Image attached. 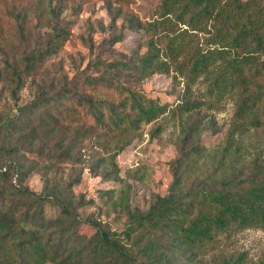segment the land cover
Listing matches in <instances>:
<instances>
[{"label":"trees","instance_id":"1","mask_svg":"<svg viewBox=\"0 0 264 264\" xmlns=\"http://www.w3.org/2000/svg\"><path fill=\"white\" fill-rule=\"evenodd\" d=\"M68 2L59 0L58 12L50 5L52 16H60ZM72 7L81 10L83 1H73ZM108 8H112L110 3ZM158 9V19L148 21L129 12L128 28L150 33L167 24L169 14H173L176 21L192 29H201L208 22L213 29L207 48L193 55L190 65L181 70L186 85L176 110L190 112L203 105L189 101L187 95L204 75L209 77L208 95L238 92L237 125H263L264 0H161ZM120 16L121 12L112 14L113 25ZM68 34L63 28L54 30L42 47L23 54L22 66L11 65L15 96L26 79L37 76L47 58L60 50ZM124 34L122 28L100 44L88 64L99 70L97 75L41 83L29 102L17 105L14 115L0 118V136L20 142L13 147L0 146V157L19 155L21 146L32 147L42 136H58L50 151L45 152L44 147L40 150L50 161L47 169L82 163L80 150L88 143L104 153L91 168L105 165L103 178H119L116 159L130 142L127 135L167 114L172 106L149 96L140 85L155 74L170 73L171 61L165 57L175 59L181 47L180 41L173 42L176 34L167 51L151 36L142 44L144 51L139 45L115 56L114 45L124 40ZM90 46L95 48L93 43ZM105 51L112 53V58L104 57ZM200 132L198 124L188 126L166 194L154 195L143 210L131 206L129 188L124 187L111 202V207L124 216L123 227L113 228L101 219L88 217L94 230L87 238L79 232V202L72 191L80 182L79 173H71L64 186L61 179H46L42 192H37L26 183L35 165L24 158L0 164V264H176L177 259L199 264V251L217 233L230 227L264 229V159L231 165L218 184L211 181L216 175L212 173L200 177L201 187H182L185 161L203 151L198 142L186 145ZM50 200L59 206L56 215L46 214ZM109 200L111 197L104 201L105 206ZM224 264L247 263L238 258ZM257 264H264V259Z\"/></svg>","mask_w":264,"mask_h":264},{"label":"rangeland","instance_id":"2","mask_svg":"<svg viewBox=\"0 0 264 264\" xmlns=\"http://www.w3.org/2000/svg\"><path fill=\"white\" fill-rule=\"evenodd\" d=\"M73 1H83V8L74 9ZM58 2L59 0H0L1 119L14 115L17 105L29 102L41 83L57 84L63 78L97 75L99 70L88 66L89 61L96 57L100 44L122 28L125 37L114 45L115 56L130 52L151 36L165 51L175 34L178 37L173 42L181 43L175 59L172 60L169 55L165 57L171 61V72L155 74L140 85L149 96L158 97L172 106L167 114L142 124L138 131L127 135L130 142L116 159L120 167L119 178H103L105 165L91 168L90 165L104 153L88 143L80 150L83 155L82 163L47 169L50 161L40 150L44 147L45 152L50 151L58 136H42L32 147L21 146V154L0 157L2 165L12 160L22 161L23 158L35 165L34 172L27 178L26 183L37 192H42L46 179H61V186H64L71 173H79L80 182L72 187V191L79 202L76 213L82 220L79 232L84 238L94 230L89 220H86L88 217L101 219L113 228L123 227L124 216L121 217L111 207V202L124 187L129 188L131 206H138L143 210L149 207L154 195L168 192L174 180L172 166L179 155L189 125L198 124L201 132L186 147L198 142L203 151L193 154L185 161L182 167V187H201L203 181L200 177L204 179L205 175L212 173L216 175L211 181L218 184L220 177L228 175L231 165H244L253 160L264 159V124L258 127L237 125L236 90L219 97L210 96L207 94L209 77L202 75L191 86L187 99L202 102L203 105L190 112L176 110L175 105L183 97L186 85L181 70H186L193 55L207 48V40L213 30L210 22L201 25V29H192L187 24L176 21L173 14H169L168 25L164 24L147 33L143 29L128 28L126 16L132 12L142 20L158 19L161 0H69L64 4L60 16L54 17L49 6L52 5L58 12ZM109 3L111 10L108 8ZM119 12L122 16L113 25L112 14ZM61 28L69 34L60 50L47 58L37 76L26 79L25 86L15 96L13 89L16 82L11 65L22 66L23 54L42 47L54 30ZM91 43L94 44V49L91 48ZM144 50L145 46L142 45L141 51ZM102 55L108 59L113 56L106 51ZM15 144H20L16 138L0 136V146L13 147ZM221 160L222 164L219 163ZM108 190H112V194H106ZM110 197L111 200L105 206L104 201ZM58 209L59 206L53 200L47 202V215H56ZM197 258L201 260L199 264H224L225 260L238 258H242L247 264H257L264 259V229L230 227L217 233L199 251ZM186 263L183 259L176 261V264Z\"/></svg>","mask_w":264,"mask_h":264}]
</instances>
